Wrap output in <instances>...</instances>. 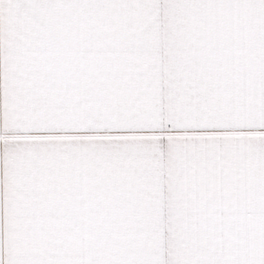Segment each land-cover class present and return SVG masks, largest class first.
<instances>
[{"label":"snow or ice","instance_id":"6c2138e0","mask_svg":"<svg viewBox=\"0 0 264 264\" xmlns=\"http://www.w3.org/2000/svg\"><path fill=\"white\" fill-rule=\"evenodd\" d=\"M0 264H264V0H0Z\"/></svg>","mask_w":264,"mask_h":264}]
</instances>
